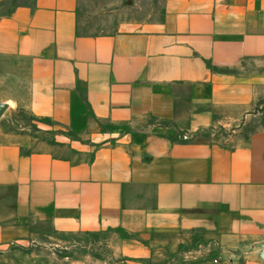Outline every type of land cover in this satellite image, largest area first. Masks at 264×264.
<instances>
[{
  "label": "crops",
  "instance_id": "0c3cea01",
  "mask_svg": "<svg viewBox=\"0 0 264 264\" xmlns=\"http://www.w3.org/2000/svg\"><path fill=\"white\" fill-rule=\"evenodd\" d=\"M79 1L0 0V264H32L29 225L103 237L110 264H264V124L197 139L264 99V0H162L99 34Z\"/></svg>",
  "mask_w": 264,
  "mask_h": 264
},
{
  "label": "rangeland",
  "instance_id": "374dc122",
  "mask_svg": "<svg viewBox=\"0 0 264 264\" xmlns=\"http://www.w3.org/2000/svg\"><path fill=\"white\" fill-rule=\"evenodd\" d=\"M161 3L162 0H80L79 31L88 34L114 32L124 23L142 17L152 9L156 14ZM244 117L232 127L214 126L203 130L197 139L229 145L243 140L264 124V99L256 100ZM7 125L9 129H21L47 139V135L37 128L38 123L22 110L12 112ZM183 136L179 132L173 134L175 139H185ZM28 230L30 236L25 249L33 254L32 264H77L76 261L80 260L86 264L111 263L103 237L94 234L62 235L47 225H29Z\"/></svg>",
  "mask_w": 264,
  "mask_h": 264
},
{
  "label": "water",
  "instance_id": "95a60500",
  "mask_svg": "<svg viewBox=\"0 0 264 264\" xmlns=\"http://www.w3.org/2000/svg\"><path fill=\"white\" fill-rule=\"evenodd\" d=\"M6 108H7L6 104L0 102V116L3 114Z\"/></svg>",
  "mask_w": 264,
  "mask_h": 264
},
{
  "label": "built area",
  "instance_id": "2783aa9c",
  "mask_svg": "<svg viewBox=\"0 0 264 264\" xmlns=\"http://www.w3.org/2000/svg\"><path fill=\"white\" fill-rule=\"evenodd\" d=\"M183 138H186V136H183Z\"/></svg>",
  "mask_w": 264,
  "mask_h": 264
},
{
  "label": "trees",
  "instance_id": "16d2710c",
  "mask_svg": "<svg viewBox=\"0 0 264 264\" xmlns=\"http://www.w3.org/2000/svg\"><path fill=\"white\" fill-rule=\"evenodd\" d=\"M173 140H174V138H173Z\"/></svg>",
  "mask_w": 264,
  "mask_h": 264
}]
</instances>
